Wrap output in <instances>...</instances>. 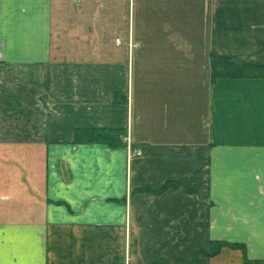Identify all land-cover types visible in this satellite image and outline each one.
Here are the masks:
<instances>
[{
  "label": "crops",
  "instance_id": "0c3cea01",
  "mask_svg": "<svg viewBox=\"0 0 264 264\" xmlns=\"http://www.w3.org/2000/svg\"><path fill=\"white\" fill-rule=\"evenodd\" d=\"M214 55L264 68V0H0V264H264V76Z\"/></svg>",
  "mask_w": 264,
  "mask_h": 264
},
{
  "label": "trees",
  "instance_id": "16d2710c",
  "mask_svg": "<svg viewBox=\"0 0 264 264\" xmlns=\"http://www.w3.org/2000/svg\"><path fill=\"white\" fill-rule=\"evenodd\" d=\"M213 80L220 77H259L264 76V68L258 65L241 64L227 57L214 55L212 58ZM126 131L123 128H79L75 133V141L78 143L100 142L110 147L124 146ZM225 242L212 241L210 255L217 253Z\"/></svg>",
  "mask_w": 264,
  "mask_h": 264
},
{
  "label": "built area",
  "instance_id": "2783aa9c",
  "mask_svg": "<svg viewBox=\"0 0 264 264\" xmlns=\"http://www.w3.org/2000/svg\"><path fill=\"white\" fill-rule=\"evenodd\" d=\"M135 155H141L142 154V151L141 149H137L135 151H133Z\"/></svg>",
  "mask_w": 264,
  "mask_h": 264
}]
</instances>
